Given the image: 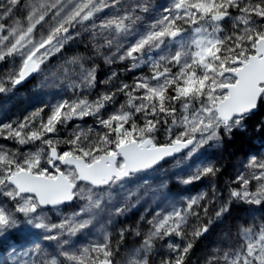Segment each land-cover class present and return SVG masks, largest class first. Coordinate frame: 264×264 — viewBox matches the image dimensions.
Returning <instances> with one entry per match:
<instances>
[{
  "label": "snow or ice",
  "instance_id": "snow-or-ice-1",
  "mask_svg": "<svg viewBox=\"0 0 264 264\" xmlns=\"http://www.w3.org/2000/svg\"><path fill=\"white\" fill-rule=\"evenodd\" d=\"M0 264H264V0H0Z\"/></svg>",
  "mask_w": 264,
  "mask_h": 264
},
{
  "label": "trees",
  "instance_id": "trees-1",
  "mask_svg": "<svg viewBox=\"0 0 264 264\" xmlns=\"http://www.w3.org/2000/svg\"><path fill=\"white\" fill-rule=\"evenodd\" d=\"M101 64H103V61H101ZM111 67V66H108ZM104 71H107V67H105L103 69V71H101L100 75L101 77H103ZM137 74V72H136ZM121 75H125L126 78L129 80V82L131 81V73L125 74V73H121ZM31 88V84L27 85V87H25L24 89H21L20 93L18 94V96L20 97L21 95H23V97L20 99L21 101H16L14 102L15 106H10L11 110L13 112H16L18 110H22L24 107L27 106L26 101L28 100V97L30 95L29 93V89ZM9 144L11 145V142H9ZM21 147H25L26 146H21ZM257 150H262L261 149V145H260V141L256 138V136H251V137H244V138H237L235 141V144L233 146L232 149H230V151H234L235 152V156L234 157H228L227 154H225V159L223 161V169L222 171L225 173L224 176L221 177V182L223 180L228 179L229 175H234V168L233 165L236 164L237 160L240 159L245 152L248 151H257ZM183 187V186H181ZM174 191H176L177 189H173ZM200 189L197 188L193 191L192 194H195L196 191H199ZM140 212H143V209H140L139 211H137L136 209L133 210V219L134 220H138L139 219V215ZM238 215H242V213L240 212H234L233 216H238ZM232 219L229 218L228 220L225 221V224H229L232 223ZM220 232L219 228H216L213 232V234L211 236H208L206 239L205 238H201L197 241H195L194 243V249H193V260L196 259L197 256L200 255V253L209 245L212 243V241L216 238V235ZM129 245H131V241L128 242Z\"/></svg>",
  "mask_w": 264,
  "mask_h": 264
}]
</instances>
